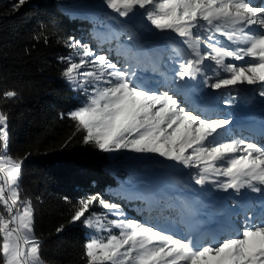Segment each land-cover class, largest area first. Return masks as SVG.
Instances as JSON below:
<instances>
[{
    "label": "snow or ice",
    "instance_id": "1",
    "mask_svg": "<svg viewBox=\"0 0 264 264\" xmlns=\"http://www.w3.org/2000/svg\"><path fill=\"white\" fill-rule=\"evenodd\" d=\"M24 3L18 0L15 7ZM102 3L116 14L107 18L123 28L132 44L118 50L124 59L114 62L110 53L97 54L79 40L65 42L79 57L78 62L71 54L62 57L67 66L61 74L85 94L83 105L68 114L77 131L86 132L84 142L108 153L157 154L195 169L191 179L196 185L231 190L242 199L246 192L256 193L261 199L259 214L245 211L242 225L230 221L220 232L199 234L192 226L181 232L129 219L120 204L99 194L81 199L70 222L108 233L85 244L88 264H264V144L235 136L232 114L210 107L216 98L200 94L204 88L219 92L228 106L248 87L264 98V6L251 0ZM135 17L140 34L119 19ZM134 48L138 51L129 55ZM161 48L171 53L168 71H160L162 57L153 55ZM149 70L161 77L154 87L138 74ZM6 121L0 112V258L3 264H44L34 209L20 197L23 160L6 154ZM97 201L107 212L86 216ZM109 214L117 218L109 220Z\"/></svg>",
    "mask_w": 264,
    "mask_h": 264
},
{
    "label": "trees",
    "instance_id": "2",
    "mask_svg": "<svg viewBox=\"0 0 264 264\" xmlns=\"http://www.w3.org/2000/svg\"><path fill=\"white\" fill-rule=\"evenodd\" d=\"M16 5L18 0H0V112L7 117L6 154L23 160L20 197L33 201L34 232L42 242L44 264H88L85 244L94 235L108 233L70 221L78 201L97 194L120 204L129 219L178 227L176 216H188L192 202L170 194L159 199L157 210L146 208L141 195H133L127 188L134 177L129 168L111 158L119 151H132L108 153L85 143L86 132L77 131L68 115L86 97L61 74L67 66L62 57L71 54L79 60L65 42L79 40L97 54L110 53L115 62L124 59L123 55L115 59V52L126 32L112 41L104 40L95 32L98 21L72 17L61 8L60 0H25ZM8 91L16 96L5 98ZM145 155L159 157L141 154L140 163L145 162ZM171 189V185L165 188ZM90 212L107 210L97 201L85 215ZM116 218L108 216L109 220Z\"/></svg>",
    "mask_w": 264,
    "mask_h": 264
},
{
    "label": "rangeland",
    "instance_id": "3",
    "mask_svg": "<svg viewBox=\"0 0 264 264\" xmlns=\"http://www.w3.org/2000/svg\"><path fill=\"white\" fill-rule=\"evenodd\" d=\"M251 2L257 6H264V0H251ZM60 6L72 17L98 21V28L95 32L104 40L112 41L116 37L122 36L123 28L116 21L107 18L108 15L115 16L116 14L107 9L102 0H60ZM119 19L125 27L136 30L138 34L142 32L139 27V17H135L130 21L127 18ZM119 42L120 48L118 50L121 52L132 44L131 41H128L127 33ZM140 43H146L145 35H141ZM137 51L134 48L133 52L129 54L133 55ZM149 51H151L150 48ZM169 52L170 50L165 51L161 48L159 52L153 53V55L162 57L161 71H168L169 66L172 64L170 60L168 63L165 62L168 60ZM139 56L141 59L146 58L144 52H140ZM119 57L115 52V59ZM138 74L143 77V82L151 87H154L156 82L161 79L158 73L151 70ZM200 94L209 98H216L215 103L210 107L214 106L222 114H232L231 127L235 136L264 144V98L259 96L257 90L248 87L247 91L244 90L240 93L236 102L231 106L223 103L224 97L219 92L204 88ZM233 94L235 95V93ZM139 155L134 152L119 151L113 154L111 158L113 161H118L122 163L121 165L129 168L131 175L134 177L128 182L127 188L133 195H141L146 208L157 210L158 204L161 203L158 202L159 199L170 194H175L180 200L192 202L188 216L184 214L176 216L178 227L159 224L163 227L184 232L188 230L189 226H192L197 230V234L200 232H220L231 226L230 221L242 225L245 211H248L249 215L252 212L259 214L261 199L259 194L246 192L245 197L242 199L232 193L231 190L224 192L213 188L210 184L205 186L196 185L191 179V174L196 171L195 169L184 168L182 165L174 161H168L163 157L150 158L147 155H145L147 156L145 162L140 163L139 158L141 156ZM221 179L224 178L221 177ZM169 185L172 189L168 192L165 188ZM32 204L33 201H31ZM2 211L3 207L0 206V212ZM186 220L190 222L186 224Z\"/></svg>",
    "mask_w": 264,
    "mask_h": 264
},
{
    "label": "built area",
    "instance_id": "4",
    "mask_svg": "<svg viewBox=\"0 0 264 264\" xmlns=\"http://www.w3.org/2000/svg\"><path fill=\"white\" fill-rule=\"evenodd\" d=\"M8 147H9V136H8V142H7V150H8ZM0 151H3L2 148H0ZM7 152V151H6Z\"/></svg>",
    "mask_w": 264,
    "mask_h": 264
},
{
    "label": "water",
    "instance_id": "5",
    "mask_svg": "<svg viewBox=\"0 0 264 264\" xmlns=\"http://www.w3.org/2000/svg\"><path fill=\"white\" fill-rule=\"evenodd\" d=\"M245 90L247 91V88Z\"/></svg>",
    "mask_w": 264,
    "mask_h": 264
}]
</instances>
